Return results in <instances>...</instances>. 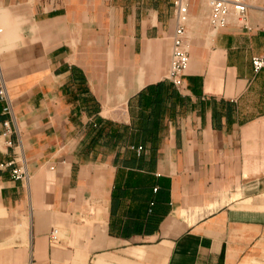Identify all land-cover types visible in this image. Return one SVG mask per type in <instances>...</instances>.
<instances>
[{
  "label": "crops",
  "instance_id": "crops-1",
  "mask_svg": "<svg viewBox=\"0 0 264 264\" xmlns=\"http://www.w3.org/2000/svg\"><path fill=\"white\" fill-rule=\"evenodd\" d=\"M187 1L178 88L174 0H0V264H264V0Z\"/></svg>",
  "mask_w": 264,
  "mask_h": 264
},
{
  "label": "built area",
  "instance_id": "built-area-1",
  "mask_svg": "<svg viewBox=\"0 0 264 264\" xmlns=\"http://www.w3.org/2000/svg\"><path fill=\"white\" fill-rule=\"evenodd\" d=\"M257 0H208L210 6L209 22L214 29H220L228 25L231 17H235L245 27L250 28L248 20V10L255 5ZM174 14L176 19L175 33L173 36V48L170 67L166 78L178 88L184 87V77L190 63V53L186 42V24L189 17L188 1L174 0ZM252 64L256 71L264 69V51L252 57ZM7 99L8 105L5 111H12L11 100L4 86H0V100ZM5 126L4 136H8L12 131L10 119L2 121ZM12 144L11 140H8ZM141 148V147H140ZM18 161V162H17ZM17 162L12 168L15 178L27 179L29 177L27 164L24 158L21 162L14 158L9 162H0V168H6L10 164ZM57 229L53 230V236H57Z\"/></svg>",
  "mask_w": 264,
  "mask_h": 264
}]
</instances>
